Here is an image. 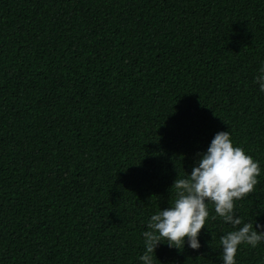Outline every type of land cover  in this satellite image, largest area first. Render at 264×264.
I'll list each match as a JSON object with an SVG mask.
<instances>
[{
	"label": "trees",
	"instance_id": "1",
	"mask_svg": "<svg viewBox=\"0 0 264 264\" xmlns=\"http://www.w3.org/2000/svg\"><path fill=\"white\" fill-rule=\"evenodd\" d=\"M262 63L264 0H0V264H140L218 131L259 163L234 211L264 225ZM208 210L200 247L155 264H221L234 229Z\"/></svg>",
	"mask_w": 264,
	"mask_h": 264
},
{
	"label": "clouds",
	"instance_id": "2",
	"mask_svg": "<svg viewBox=\"0 0 264 264\" xmlns=\"http://www.w3.org/2000/svg\"><path fill=\"white\" fill-rule=\"evenodd\" d=\"M258 91L264 93V63L254 76ZM197 159L190 173L175 179L176 198L168 207L153 213L141 233L144 250L140 264H155L158 243L169 247L187 243L193 250L200 247L199 234L209 217V204L216 216L234 230L220 237L221 264H236L238 246L255 248L264 243V225L242 222L234 203L251 192L260 174L259 163L239 146H234L228 131L216 132Z\"/></svg>",
	"mask_w": 264,
	"mask_h": 264
}]
</instances>
